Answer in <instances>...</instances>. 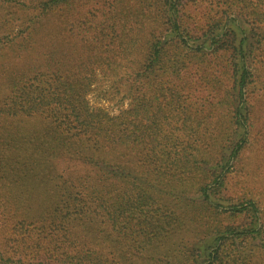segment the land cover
Wrapping results in <instances>:
<instances>
[{
	"label": "trees",
	"instance_id": "obj_1",
	"mask_svg": "<svg viewBox=\"0 0 264 264\" xmlns=\"http://www.w3.org/2000/svg\"><path fill=\"white\" fill-rule=\"evenodd\" d=\"M36 9L15 31L4 18L0 35V58H23L0 96V264H242L230 252L260 234L258 208L224 191L253 120L264 123V0ZM39 16L56 39L33 49ZM97 76L127 108L89 104ZM197 227L203 240H189Z\"/></svg>",
	"mask_w": 264,
	"mask_h": 264
},
{
	"label": "rangeland",
	"instance_id": "obj_2",
	"mask_svg": "<svg viewBox=\"0 0 264 264\" xmlns=\"http://www.w3.org/2000/svg\"><path fill=\"white\" fill-rule=\"evenodd\" d=\"M0 0V35L2 34L4 27V18H10L9 22L13 26L14 31L19 29V24H26L32 15L38 14L36 5L39 0H18L22 3L17 4L16 0H8L6 2H1ZM8 17H6L7 15ZM33 28L35 32L32 33V44L30 47L33 49H41L45 46V43L53 41L56 39V32L53 30V25L55 20L53 17H42L35 19ZM157 21L152 22V26H155ZM22 28V27H21ZM143 42V41H142ZM142 49V48H141ZM29 54V53H28ZM12 54H8L10 56ZM139 55L136 53V56ZM0 58V96L7 90L4 87L5 79L11 67L20 65L23 58ZM14 56V55H13ZM3 83V85H2ZM92 91L86 96L89 104L94 107H100L107 110L111 114L118 113L121 109L128 107V97L125 96L121 91L114 90L113 86L107 79L96 77L95 83L92 85ZM264 98V93H258L256 96L257 100H262ZM259 111L255 112L254 116L258 117ZM253 120L250 128L249 139L244 144L243 148L240 150L236 158L234 159L232 173L229 174L227 189H225L224 194L230 196L234 201L241 198L251 199L256 203L258 208V227L260 225V234L249 238L246 243V247L242 246L239 250H231V258L239 256L242 264H264V123L260 119ZM36 122L35 125H38ZM30 126H24L25 130L22 131L23 135H27L26 128ZM65 160V159H64ZM63 159H56L57 168L59 170L65 169L67 173H78L79 168L72 164L73 161L65 162ZM67 160V159H66ZM17 188V193H21L22 189L26 186L24 182ZM40 182L35 180L28 181V185L34 190L33 194L36 196L39 192ZM188 197H197L196 195H189ZM34 203L38 201L33 199ZM207 211L204 207L199 206L197 213L205 218H207ZM199 217V218H200ZM202 218L201 220H203ZM218 219H223L219 216ZM184 233V232H182ZM188 239L192 240V237L202 238L205 236L204 231L201 227L194 229H189L187 233ZM174 237V238H173ZM183 235L179 232L176 235L171 236L176 241H182ZM170 239V240H171ZM184 239V237H183ZM203 240V238H202ZM244 254H248L247 258H244ZM129 256V255H128ZM243 259V260H242ZM125 264H131L130 260L127 259ZM164 264H177L176 262L166 261Z\"/></svg>",
	"mask_w": 264,
	"mask_h": 264
}]
</instances>
